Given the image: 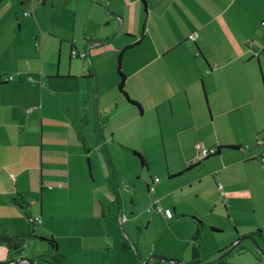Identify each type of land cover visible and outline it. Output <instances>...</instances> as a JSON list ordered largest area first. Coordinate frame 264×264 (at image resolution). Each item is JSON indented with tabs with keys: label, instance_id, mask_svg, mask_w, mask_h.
Segmentation results:
<instances>
[{
	"label": "crops",
	"instance_id": "crops-1",
	"mask_svg": "<svg viewBox=\"0 0 264 264\" xmlns=\"http://www.w3.org/2000/svg\"><path fill=\"white\" fill-rule=\"evenodd\" d=\"M145 1L0 0V222L20 210L40 218L28 233H50L69 264L65 234L52 227L66 201L80 242L68 252L111 254L126 242L133 264L146 261L133 226L158 218L138 215L139 185L117 168L132 166L134 152L147 163V194L160 178L147 197L173 210L170 220L158 214L164 224L219 214L223 183L234 239L264 237V0ZM121 52L140 109L119 91ZM198 143L221 148L216 160L196 161ZM158 158L167 166L151 173ZM116 221L127 241L112 240L105 222Z\"/></svg>",
	"mask_w": 264,
	"mask_h": 264
},
{
	"label": "rangeland",
	"instance_id": "rangeland-1",
	"mask_svg": "<svg viewBox=\"0 0 264 264\" xmlns=\"http://www.w3.org/2000/svg\"><path fill=\"white\" fill-rule=\"evenodd\" d=\"M184 30V27L182 28ZM194 47V43L192 41L188 42ZM189 46V45H188ZM195 48V47H194ZM117 65V62H116ZM117 69V66H116ZM203 88V85L200 86ZM202 91V89H201ZM217 156L210 157V161H215ZM133 165L130 166L125 164H120L117 166L119 176L125 175L128 180L133 181L131 185L134 186L133 183H138V194H142V203L140 202L136 208L138 215L142 216L144 221L148 218L157 217L158 219H154V221L150 224V227L147 228L146 224L144 226H133V230L135 231V235L133 236L135 240L141 238L143 255L146 256V260L148 257L153 255L163 256L167 259H175L182 261L183 264L188 263L192 259V238L196 232L198 227V223L195 216L192 215H182L178 217V222L176 224H172L168 226V224H164L160 219L159 215L156 212L152 214H148V208L152 207L150 204V196L147 197V190H146V182L147 179H150V174L148 173L147 167H142L141 159L136 156L134 159L131 160ZM205 160H202V163ZM208 161V160H206ZM205 161V162H206ZM208 161V162H210ZM110 164L103 165L102 168H108ZM166 162L164 159L158 158L155 162L151 163L150 171L155 172L160 170L163 167H166ZM131 168L136 171H131ZM102 169V173L104 174V170ZM112 171L114 168L111 166ZM140 169H144V171H140ZM140 175V178H139ZM159 176V174H158ZM161 177V175H160ZM219 185L223 186V190L219 189ZM217 188L221 193V196L224 199L219 197L221 212L217 214V210L214 212H208L205 220H200L203 223L201 226V237L199 239L200 242V252H201V259L207 260L203 263H210L214 260L218 259L222 254L227 251L231 245L232 241L237 242L239 236L236 240L237 232L239 231L238 228L233 226V222L228 217V212L226 209V204L228 200L226 198V188L223 183H218ZM52 190V189H51ZM224 193V195L222 194ZM112 196V193H110ZM144 196V197H143ZM226 199V201H225ZM128 203H130V198L128 197ZM146 202V203H145ZM147 204V205H146ZM67 201L64 204H57V207L53 208V213L56 215L55 220L52 221V227L57 234H65V239H61L62 249L65 247V254L69 258L71 264H133L136 259V253L134 251L123 253L121 249L118 251H114L111 254H104L102 252H92V251H78V252H68L70 245H79L78 235L75 234L77 226L74 224L76 223L73 218L66 212ZM149 206V207H148ZM192 207V203L185 204L182 206L181 209H190ZM210 211V210H209ZM19 215L17 218H10L6 220L4 223L0 222V229H6L9 232V235H14L15 233L27 234L28 232L32 231L33 226L32 223L26 218V215L22 210L19 211ZM131 218V217H129ZM196 218V219H195ZM177 220V219H176ZM175 220V221H176ZM106 221V219H105ZM174 221V222H175ZM147 223V222H145ZM128 225V223H127ZM133 225V224H132ZM105 227L111 230L112 240H126L125 231H127V227H122L116 221V225L112 228L109 227L107 222H105ZM39 228V224L37 227ZM215 228L216 230H214ZM98 229V227H96ZM129 229V228H128ZM39 233H43L49 235L50 238L51 234L42 230L41 228L38 230ZM71 234L72 237L68 235ZM17 235V234H16ZM45 237V236H44ZM257 240V239H256ZM258 241V240H257ZM259 242V241H258ZM233 243V244H234ZM243 245H252L250 241L242 242ZM259 244L261 248L264 250L263 241L260 240ZM228 248V249H227ZM257 254L255 257L250 253L242 252L238 249H234L226 258L228 263L231 264H264V257L260 250H258L255 246ZM26 252L24 253V257L26 258H34L40 256L42 251L45 250L44 243L36 239H29L27 241ZM222 252H220L221 250ZM224 249V250H223ZM9 249L4 244H0V263H5L10 259H13L12 255L8 253ZM209 257V258H208ZM260 258V259H258ZM255 260V263L254 261ZM259 260V261H258ZM40 264H47L40 262ZM49 264V263H48ZM150 264H173L170 261L158 260L154 259L150 262ZM201 264V263H200ZM210 264H219V263H210Z\"/></svg>",
	"mask_w": 264,
	"mask_h": 264
},
{
	"label": "trees",
	"instance_id": "trees-1",
	"mask_svg": "<svg viewBox=\"0 0 264 264\" xmlns=\"http://www.w3.org/2000/svg\"><path fill=\"white\" fill-rule=\"evenodd\" d=\"M139 2L143 5V7H146V1L145 0H139ZM122 58H123V52H121L118 55L117 74L120 78L119 91L129 105L140 109L139 103L132 100L129 97L127 91L125 90L126 75L124 74V72L122 71V68H121ZM217 149H218V153L216 155H218L220 153L221 148L218 147ZM216 155H213V156H216ZM136 156H138L141 159L142 167H147V163H146L145 158L141 154L134 152V158ZM21 207L24 210H26V207L23 206L22 204H21ZM26 216L28 219L31 217L29 213H26ZM196 221L198 223V227L196 229L195 234L192 237V260L189 262V264H200V263H203L206 261V260L205 261L201 260V252H200L201 246H200V242H199V239L201 237V226H203V223L198 219H196ZM213 229L216 230L215 228H213ZM251 235L254 236L255 239H257V237H259L263 241V244H264V237H263L262 232L260 230L256 234H251ZM29 239H38L41 242L46 241L49 245V249L43 250L42 254L40 256L32 258V260L36 261L38 264H40V262L47 263V264L48 263L49 264H69L66 257L59 251L58 244L54 238H44L42 236H37V235H35L34 232L11 236L7 232H5L4 230L0 229V244L6 245V247L11 251V253H13L16 256L23 255V253L26 250L27 241ZM253 247H254V245H253ZM253 247H252V245L251 246L250 245H243L241 243L238 247H236V249L242 251L243 253L250 251L252 254H254L256 256L257 252H256L255 248H253ZM121 249L123 252H126L129 249L128 243L123 242ZM220 252H222V251H220ZM258 259H260V258H258ZM11 261H13V260L7 261L5 263H0V264H9V262H11ZM217 263H219V264H231V263H228L227 258H225L224 260L217 262Z\"/></svg>",
	"mask_w": 264,
	"mask_h": 264
},
{
	"label": "built area",
	"instance_id": "built-area-1",
	"mask_svg": "<svg viewBox=\"0 0 264 264\" xmlns=\"http://www.w3.org/2000/svg\"><path fill=\"white\" fill-rule=\"evenodd\" d=\"M32 1H36V2H45V1H48V0H32ZM30 14L28 12H25V16H29ZM196 34H193L190 36V39L195 41L196 39ZM37 48L40 49V44L37 43ZM73 55L74 56H80L82 58H86L87 57V53L84 52V53H80L78 54L76 51H73ZM12 79V78H11ZM258 145L260 147H263L264 146V140L262 139H259L257 141ZM197 149H198V156L196 158V161L198 160H204L210 156H213V155H216L218 153V149L217 147H211V148H207L205 147L203 144L201 143H198L197 144ZM262 162H264V157L261 159ZM160 182V178H155L153 183L149 185V188H148V194L149 195H155L156 193V188H155V185L157 183ZM219 189L220 190H223V186L222 185H219ZM222 194L224 195V193L222 192ZM147 212L149 214L153 213V212H156L157 214L163 216L165 219L167 220H170L173 218L174 216V212L171 208H165L163 207L159 200L157 198L154 199L153 203H152V207L151 208H148ZM123 221L126 219V216H122L121 218ZM31 223L33 224H37L40 222V218H36V217H30L28 219ZM121 220V221H122Z\"/></svg>",
	"mask_w": 264,
	"mask_h": 264
},
{
	"label": "water",
	"instance_id": "water-1",
	"mask_svg": "<svg viewBox=\"0 0 264 264\" xmlns=\"http://www.w3.org/2000/svg\"><path fill=\"white\" fill-rule=\"evenodd\" d=\"M251 241L254 246L260 250V252L262 253L263 257H264V250L261 248V245L259 244V242L254 238V236L252 235H245V236H242L241 238H239L237 240V242H235L234 244L231 245V247L225 251L224 254H222L218 259L214 260L213 262H210V263H217V262H220L222 260H224L234 249H236V247H238L242 242L244 241ZM153 259H158V260H164V261H170L172 262L173 264H183L182 261H179V260H175V259H167L163 256H157V255H152L150 257L147 258L146 261H144L142 264H150V262L153 260ZM210 263H201V264H210ZM9 264H38L36 261L30 259V258H26V257H20L18 258L17 260H13L11 262H9Z\"/></svg>",
	"mask_w": 264,
	"mask_h": 264
}]
</instances>
